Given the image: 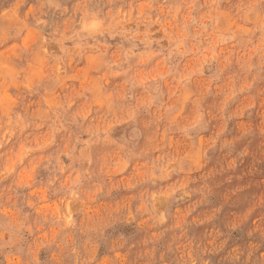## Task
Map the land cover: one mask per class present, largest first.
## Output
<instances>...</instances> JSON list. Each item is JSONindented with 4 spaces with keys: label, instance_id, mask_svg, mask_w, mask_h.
I'll return each instance as SVG.
<instances>
[{
    "label": "clouds",
    "instance_id": "9594fccd",
    "mask_svg": "<svg viewBox=\"0 0 264 264\" xmlns=\"http://www.w3.org/2000/svg\"><path fill=\"white\" fill-rule=\"evenodd\" d=\"M0 264H264V0H0Z\"/></svg>",
    "mask_w": 264,
    "mask_h": 264
}]
</instances>
